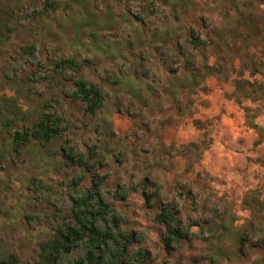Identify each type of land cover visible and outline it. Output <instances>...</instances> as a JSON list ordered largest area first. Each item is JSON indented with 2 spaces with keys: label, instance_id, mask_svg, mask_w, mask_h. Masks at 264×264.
Wrapping results in <instances>:
<instances>
[{
  "label": "trees",
  "instance_id": "trees-1",
  "mask_svg": "<svg viewBox=\"0 0 264 264\" xmlns=\"http://www.w3.org/2000/svg\"><path fill=\"white\" fill-rule=\"evenodd\" d=\"M119 2L131 29L110 40L92 21L88 0H0L1 223H9L5 206L13 197L32 190L47 198L50 172L71 174L63 184L68 205L44 218L50 231L34 255L8 248L0 235V264H264L262 190L244 195L249 216L237 223L233 200L218 196L208 173L194 168L209 143L176 145L161 133L196 113L194 94L209 92L206 79L215 76L232 82L225 97L243 106L254 143L264 141L258 108L244 105L264 104V0ZM79 6L83 20L71 40L84 53L54 52L47 20L71 16ZM108 99L135 123L133 141L121 147L106 118ZM84 135L96 142L80 144ZM177 157L187 168L168 181L161 173L173 170ZM104 161L133 163V179L108 186L107 173L96 169ZM134 194L162 228L159 260L119 205ZM187 206L201 215L184 219ZM196 246L197 254L178 255Z\"/></svg>",
  "mask_w": 264,
  "mask_h": 264
},
{
  "label": "rangeland",
  "instance_id": "rangeland-1",
  "mask_svg": "<svg viewBox=\"0 0 264 264\" xmlns=\"http://www.w3.org/2000/svg\"><path fill=\"white\" fill-rule=\"evenodd\" d=\"M88 1L93 7L92 21L98 24L99 30L106 39H116L131 29V24L124 15V4L119 0ZM78 8L79 11L76 13L74 11L71 16L61 14L58 18L47 20V29L55 32L54 36L48 39L54 52L69 53L77 50L84 53L80 46L75 45V42L71 40L77 24L83 20L82 8L80 6ZM132 9L133 12L137 10V5L132 6ZM115 61L118 62L119 59L116 58ZM257 78L263 79V75L258 74ZM206 84L210 87L209 92L198 91L194 94L196 113L193 116H186L181 125L164 128L161 133L167 143L173 142L176 145L202 140L209 143V147L204 150L202 158L194 168L208 173L210 188L218 196H227L233 200L234 209L239 217L237 223H241L249 216V211L242 205L244 195L250 189L260 188L262 197H264V141L258 145L254 143L257 133L248 126L243 106L225 97L226 92L233 91L232 82H223L215 76H208ZM112 102V99H108L106 118L112 121L117 134L116 140L120 142L119 147H121V142L133 141L135 123L126 112L114 107ZM244 105L258 108L259 111H254L256 113L255 122L264 126L263 102L246 100ZM195 118L199 119L200 123H194ZM95 140L84 135L79 143L93 144ZM111 148L117 153L115 144H112ZM173 161L175 168L166 175L164 171L161 173V176L168 181L173 180L175 171H183L188 165L187 160L181 157L173 158ZM96 169L101 173H107L108 186H114L117 182L121 183L128 177L133 179V175L128 173L135 171L133 163H129L125 168L112 166L108 161H104L103 165ZM70 175L68 168L51 171L45 178V181L52 186L47 198L45 195L33 193L32 190H24V193L7 202L5 208L9 210L10 220L5 219V221L9 223L5 226L0 221V235L4 245L20 250L24 256L34 255L38 242L50 231V225L44 218L48 213L52 215L53 209L57 206L65 209L68 205L63 184ZM184 175L187 176L186 178L195 176L191 173ZM177 203L185 204L180 197ZM119 205L124 209L123 213L129 220L131 230L144 235L146 246L159 260L162 228L153 220V210L145 208L143 199L138 194L132 195L128 200H122ZM200 215L198 211L189 206L182 214L184 219L189 220L196 219ZM192 230H196L198 235L201 234L197 226L192 227ZM191 252L197 254L198 246L194 248V251L183 248L178 255L185 257ZM64 264H69L68 260Z\"/></svg>",
  "mask_w": 264,
  "mask_h": 264
}]
</instances>
